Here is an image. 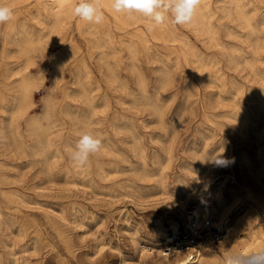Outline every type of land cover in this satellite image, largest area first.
Wrapping results in <instances>:
<instances>
[{"label":"rangeland","instance_id":"rangeland-1","mask_svg":"<svg viewBox=\"0 0 264 264\" xmlns=\"http://www.w3.org/2000/svg\"><path fill=\"white\" fill-rule=\"evenodd\" d=\"M17 1L5 0L16 17L0 25V264H157L156 254L145 252L141 259V249L152 252L160 244L157 221L167 229L185 222L174 210L184 184L209 174L231 197L243 181V157L255 171L264 170V0H201L193 23L169 22L152 31L142 15L116 18L101 5L99 25L74 15L55 25L45 0ZM26 39L38 42L34 58L22 51ZM24 74L34 80L32 104L13 121ZM30 120L47 131L43 152L29 131ZM82 121L100 134L103 147L89 167L78 169L69 154L86 128ZM245 205L232 210L230 222ZM195 206L190 198L187 207Z\"/></svg>","mask_w":264,"mask_h":264},{"label":"bare ground","instance_id":"bare-ground-1","mask_svg":"<svg viewBox=\"0 0 264 264\" xmlns=\"http://www.w3.org/2000/svg\"><path fill=\"white\" fill-rule=\"evenodd\" d=\"M8 1V0H7ZM10 1V0H9ZM23 1V0H22ZM224 1V0H223ZM234 1V0H233ZM13 2V1H12ZM11 2V3H12ZM16 2H18L16 0ZM97 2L99 3V5L103 6L106 10H108L109 12H111L116 18H121V15L120 14H116V13H113L111 11V7H110V4H111V0H97ZM10 3V4H11ZM15 3V2H14ZM77 3V0H49V1H42V4H44V10L45 12H47V14L49 15V18L50 20H54V23L55 25L58 24V23H61L65 20L66 17L70 16V15H73L72 14V8L74 6V4ZM255 3V2H253ZM237 4V3H236ZM249 5V4H248ZM255 5V4H254ZM33 6V5H32ZM256 6V5H255ZM237 8V6H236ZM247 8V7H246ZM256 8V7H255ZM228 9V8H227ZM226 9V11H227ZM25 10V9H24ZM41 10V9H40ZM39 10V11H40ZM225 10V9H224ZM238 10V8H237ZM26 11V10H25ZM200 10H198L199 12ZM225 11V12H226ZM235 12V11H234ZM233 12V13H234ZM252 13V12H251ZM249 14V13H248ZM230 15V14H229ZM16 17V16H15ZM44 18V17H43ZM198 18V17H197ZM205 18V17H204ZM208 18V17H207ZM33 19V18H32ZM35 19V18H34ZM196 19V18H195ZM37 20V18L35 19ZM40 20V19H39ZM115 20V19H114ZM117 20V19H116ZM228 20V19H227ZM79 22V21H78ZM202 22V21H201ZM43 24V22H41ZM52 23V22H51ZM50 23V24H51ZM64 23V22H63ZM117 23V22H116ZM14 24V22H13ZM47 25V24H46ZM91 25V24H90ZM171 25V24H170ZM205 26V25H204ZM246 26L247 23H246ZM264 26V25H263ZM15 27V26H14ZM40 27V26H39ZM58 27V26H57ZM172 27V26H171ZM206 27V26H205ZM215 27V26H214ZM8 28V27H7ZM24 28V26H23ZM22 28V30H23ZM52 28V27H51ZM54 28V27H53ZM86 28V27H85ZM204 28V27H203ZM207 28V27H206ZM205 28V29H206ZM9 29V28H8ZM33 29V28H32ZM88 29V27H87ZM156 29V28H155ZM30 30V29H29ZM36 30V29H35ZM53 30V29H52ZM56 30V29H55ZM154 30V29H153ZM170 30V29H169ZM215 30V29H214ZM104 31V30H103ZM172 31V30H171ZM213 31V30H212ZM211 31V32H212ZM217 32V31H216ZM25 33H28L25 31ZM38 33V32H37ZM88 33V31H87ZM251 33V31H250ZM51 34V33H50ZM156 34V33H155ZM19 35V34H18ZM38 35V34H37ZM213 35V34H212ZM215 35L217 36V34L215 33ZM55 36V35H54ZM58 36H59V33H58ZM38 37V36H36ZM147 37V36H146ZM179 37V36H178ZM143 38V37H142ZM154 38V37H153ZM218 38V37H216ZM58 39V38H57ZM109 39V37H108ZM174 39V37H173ZM61 40V39H60ZM65 40V39H64ZM85 40V39H84ZM257 40V39H256ZM9 41V40H8ZM179 41V40H178ZM217 41V39H216ZM11 42V41H10ZM63 42V41H62ZM143 42V41H142ZM149 42V40H148ZM173 42V41H172ZM185 42V41H184ZM86 43V42H85ZM170 44V43H169ZM42 45V44H41ZM70 45V43H69ZM187 45V44H186ZM224 45V44H223ZM37 46H38V42L34 41L33 39H26L24 45L22 46V51L29 55L30 58H34L36 53H37ZM188 46V45H187ZM68 47V46H67ZM127 47V46H126ZM41 48V47H40ZM70 48H71V45H70ZM150 48V47H149ZM260 48V47H259ZM69 49V48H68ZM73 49V48H72ZM45 50V49H44ZM59 50V49H58ZM103 50V49H102ZM188 50V49H187ZM58 52V51H57ZM77 52V51H76ZM8 53H9V50H8ZM67 53V52H65ZM172 53V52H171ZM12 54V53H11ZM129 54H131L129 52ZM176 54V53H175ZM178 54V53H177ZM10 55V54H9ZM60 55V54H58ZM64 55V54H63ZM68 55V54H67ZM71 54L69 53V56ZM106 55H107V52H106ZM132 55V54H131ZM135 55V54H134ZM174 55V54H173ZM191 55V54H190ZM39 56H40V53H39ZM155 56H158L157 54ZM160 56V55H159ZM189 56V55H188ZM13 57V56H12ZM161 57V56H160ZM169 57V55H168ZM178 57V56H177ZM182 57V56H181ZM63 58V57H62ZM70 58V57H69ZM72 58V57H71ZM98 58V57H97ZM4 59V58H3ZM68 59V58H67ZM133 59V58H132ZM166 59V58H165ZM178 59V58H177ZM115 60V59H114ZM134 60L135 57H134ZM158 60V58H157ZM101 61V60H100ZM156 61V60H155ZM161 61V60H160ZM163 61V60H162ZM161 61V63H162ZM5 62V61H4ZM98 63V62H97ZM132 63V62H131ZM139 63V62H137ZM159 63V62H158ZM174 63V62H173ZM104 64V63H103ZM134 64V63H133ZM146 64V63H145ZM172 64V63H171ZM208 64V63H207ZM4 65V64H3ZM132 65V64H131ZM75 66V65H74ZM111 66V65H110ZM109 66V67H110ZM134 66V65H133ZM137 66V65H136ZM177 66V64H176ZM176 66H173V67H176ZM146 67V65H145ZM187 67V66H186ZM2 68V67H1ZM18 68V67H17ZM60 68V65L59 63L56 64V69L58 70ZM72 68V67H71ZM75 68V67H74ZM79 68V67H78ZM100 68V67H98ZM126 68V66H125ZM134 68V67H133ZM251 68V67H250ZM137 69V68H136ZM158 69V68H157ZM169 69V68H168ZM167 69V70H168ZM183 69V68H182ZM253 69V68H252ZM75 70V69H74ZM100 70V69H99ZM110 70V69H109ZM132 70V68H131ZM138 70V69H137ZM136 70V71H137ZM165 70V69H164ZM163 70V71H164ZM193 70V69H192ZM3 71V70H2ZM9 71V70H8ZM15 71V70H14ZM114 71V70H113ZM156 71V70H155ZM170 71V70H168ZM168 71H165L168 72ZM1 73V72H0ZM3 73V72H2ZM85 73V72H84ZM90 73V72H88ZM158 73V72H156ZM163 73V72H162ZM11 74V73H10ZM73 74V73H72ZM112 73H110V76H111ZM116 74V73H115ZM142 74V73H140ZM170 74V73H169ZM3 75V74H2ZM78 75V74H77ZM129 75V74H128ZM139 73H137V77H138ZM161 75V74H160ZM166 75V74H165ZM164 75V76H165ZM176 75V74H175ZM18 76V75H17ZM39 76V74H38ZM104 76V75H103ZM107 76V75H106ZM145 76V75H144ZM163 76V77H164ZM168 76V75H167ZM170 76V75H169ZM3 77V76H2ZM11 77V76H10ZM112 77V76H111ZM136 77V76H135ZM74 78V77H73ZM76 78V77H75ZM108 78V76H107ZM114 78V77H113ZM179 78V77H178ZM4 79V77H3ZM9 79V78H8ZM53 79V78H52ZM116 82V79L117 78H114ZM143 79V78H142ZM160 79V78H159ZM158 79V80H159ZM169 79V78H168ZM171 79V78H170ZM177 79V78H176ZM63 80V79H62ZM83 80H86L83 78ZM110 80V79H109ZM137 80V79H136ZM141 78L137 81H140ZM146 80V78H145ZM165 80V79H164ZM1 81V80H0ZM3 81V80H2ZM61 81V80H60ZM113 81V79H112ZM111 81V82H112ZM118 81V80H117ZM142 81V80H141ZM140 81V82H141ZM163 81V80H162ZM179 81V80H178ZM36 82V81H35ZM74 82V81H73ZM108 82V80H107ZM146 82V81H144ZM160 82V80H159ZM119 83V82H118ZM139 83V82H137ZM79 84V83H77ZM113 84V82H112ZM165 84V83H164ZM179 84V83H178ZM73 85V84H72ZM82 85V84H81ZM89 85V83H88ZM95 85V84H94ZM136 85V84H135ZM143 85H145V83H143ZM236 85V84H235ZM112 86V85H111ZM142 86V84H141ZM163 86V85H162ZM164 86H167V85H164ZM179 86V85H178ZM185 86V85H184ZM188 86V85H187ZM224 86V85H223ZM226 86V85H225ZM264 86V85H263ZM5 87V86H4ZM3 87V88H4ZM35 87V84H34V80L32 77H30L28 74H24L22 76V79L20 80V83H19V86L17 87L16 89V107L12 113V120L15 121V119H17L19 116L23 115L29 106H31L32 104V98H33V89ZM74 87V86H73ZM80 87V85H79ZM88 87V86H86ZM85 87V88H86ZM93 87V86H92ZM114 87V86H113ZM116 87V86H115ZM172 87V86H170ZM170 87H167L168 89ZM96 88V87H95ZM125 88V87H123ZM145 88V87H143ZM147 88V87H146ZM166 88V87H165ZM163 88V89H165ZM180 88V87H179ZM184 88V87H183ZM186 88V87H185ZM184 88V89H185ZM217 88H219V86H217ZM220 88H223L222 86ZM226 88V87H225ZM237 88V87H236ZM250 88V87H249ZM80 89V88H79ZM92 88H90L91 90ZM141 89V88H140ZM158 89V87H157ZM177 89V88H175ZM181 89V88H180ZM9 90V89H8ZM7 90V91H8ZM96 90V89H94ZM142 90V89H141ZM236 90V89H234ZM67 91H70V90H67ZM66 91V92H67ZM81 91V90H80ZM87 91V90H86ZM93 90H91L90 92H92ZM124 91V90H123ZM125 91L129 92L128 90H126L125 88ZM165 91L167 90H164V93ZM189 91V90H188ZM217 91V90H216ZM263 91V90H262ZM65 92V94H66ZM143 92V91H142ZM186 92V91H185ZM221 92V91H220ZM81 93V92H80ZM85 93V92H84ZM124 93V92H123ZM146 92H144L145 94ZM154 93V92H153ZM163 93V92H162ZM160 92V94H162ZM189 93V92H188ZM231 93V92H230ZM258 93V92H257ZM262 93V92H261ZM9 94V93H8ZM91 94V93H90ZM131 94V91L129 92V95ZM183 94V92H182ZM187 95V93H185ZM256 94V92H255ZM260 94V93H259ZM13 95V94H12ZM84 95V94H83ZM127 95V94H126ZM132 95V94H131ZM148 95V94H147ZM146 95V96H147ZM154 95V94H153ZM207 95V94H206ZM218 95V94H217ZM258 95V94H256ZM7 96V95H6ZM5 96V97H6ZM89 96V95H88ZM157 96V95H156ZM154 96V97H156ZM184 96V95H183ZM225 96H226V93H225ZM85 97V96H84ZM90 97V96H89ZM131 97V96H129ZM139 97V96H138ZM171 97V96H170ZM178 97V96H177ZM188 97V96H187ZM221 97V96H220ZM231 97V96H230ZM237 97V96H236ZM260 97V96H259ZM262 97V96H261ZM70 98V97H68ZM81 98V96L79 97ZM88 98V97H87ZM86 98V99H87ZM92 98V97H91ZM140 98V97H139ZM149 98V97H148ZM169 98V97H168ZM216 98V97H214ZM229 98V97H228ZM258 98V97H257ZM0 99H1V102H3V99H4V95L2 94V92H0ZM78 98H76L77 100ZM141 99V98H140ZM147 99V97H146ZM155 99V98H154ZM157 99V97H156ZM218 99H220L218 97ZM227 99V98H226ZM240 99V98H239ZM261 99V98H260ZM70 100V99H69ZM96 100V99H95ZM166 100V99H165ZM169 100V99H168ZM206 100V99H205ZM211 100V99H210ZM221 100V99H220ZM223 100V99H222ZM229 100V99H228ZM254 100V99H253ZM86 101V100H85ZM130 101V100H129ZM137 101V100H136ZM164 101V100H163ZM255 101V100H254ZM260 101V100H259ZM94 102V101H93ZM108 102V101H107ZM144 102V101H143ZM148 102V100H147ZM186 102V101H185ZM210 102V101H209ZM231 102V99L229 101V103ZM252 102V101H251ZM264 102V101H263ZM87 103V102H86ZM128 103V102H127ZM130 103V102H129ZM150 103V102H149ZM156 103V101H155ZM159 103V102H157ZM162 103V102H161ZM171 103V102H170ZM238 103V102H237ZM254 103V102H253ZM259 103V102H258ZM262 103V101H261ZM49 104V103H48ZM71 104V102H70ZM85 104V103H84ZM107 104V103H106ZM142 105V103H140ZM144 104V103H143ZM153 104V103H152ZM151 104V105H152ZM169 104V103H168ZM240 104V103H238ZM257 104V103H256ZM73 105V104H72ZM98 105V104H97ZM159 105V104H158ZM170 105V104H169ZM205 105V104H204ZM217 105V104H216ZM228 105V104H227ZM234 105V104H232ZM252 105V104H251ZM250 105V106H251ZM92 106V104H91ZM138 106V105H137ZM165 106V105H164ZM190 106V104H189ZM193 106V104H192ZM202 106V105H201ZM260 106H262V104H260ZM263 106H264V103H263ZM11 107V106H10ZM80 107V106H79ZM145 107V106H143ZM147 107V105H146ZM150 107V105H149ZM152 107V106H151ZM155 107V106H154ZM161 107V106H160ZM185 107V106H184ZM235 107H236V104H235ZM259 107V106H258ZM257 107V108H258ZM49 108V107H48ZM64 108V107H63ZM69 108V107H68ZM92 108V107H91ZM98 107L96 106V109ZM131 108V107H130ZM181 108V107H179ZM191 108V107H190ZM227 108V106H226ZM245 108V107H244ZM256 108V109H257ZM71 109V108H70ZM77 109V108H76ZM94 109V107H93ZM135 109H136V106H135ZM144 109V108H143ZM149 109V108H148ZM158 109V107H157ZM156 109V110H157ZM215 109V108H214ZM259 109V108H258ZM10 110V109H9ZM7 110V111H9ZM66 110V109H65ZM90 110V109H89ZM92 110V109H91ZM90 110V112H91ZM138 110H140L138 108ZM150 110V109H149ZM159 110V109H158ZM161 110V109H160ZM163 110V109H162ZM227 110V109H226ZM237 110V109H235ZM50 111V110H49ZM93 111V110H92ZM95 111V110H94ZM137 111V110H135ZM146 111V110H145ZM155 111V110H154ZM167 111V110H166ZM185 111V108L184 110L182 111V114L184 113ZM253 111V110H252ZM261 111V110H260ZM46 112V111H45ZM54 112V111H53ZM72 112V110H71ZM144 112V111H143ZM259 112V111H258ZM151 114V111L149 112ZM156 113V112H155ZM158 113V112H157ZM193 113V112H192ZM242 113V111H241ZM239 113V114H241ZM250 113V112H249ZM96 114V113H95ZM161 114V113H160ZM164 114H165V111H164ZM181 114V115H182ZM190 114V113H189ZM199 114V113H198ZM209 114V113H207ZM216 114V113H215ZM232 114V113H231ZM259 114H264V112H259ZM18 115V117L16 118L15 116ZM155 115V114H154ZM177 115V114H176ZM180 115V117H181ZM191 115V114H190ZM235 115V113H234ZM253 115V114H252ZM258 115V114H257ZM48 116V115H47ZM68 116V115H67ZM79 116V115H78ZM91 116V115H90ZM161 116V115H160ZM194 117V115H192ZM212 116V114H211ZM240 116V115H239ZM247 116V115H246ZM71 117V116H70ZM73 117V116H72ZM152 117V116H150ZM164 117V116H163ZM179 117V116H178ZM94 118V117H93ZM158 117L156 116V119ZM175 118V117H174ZM227 118V115L226 117ZM224 118V119H225ZM233 118V117H232ZM239 118V117H238ZM258 118V117H257ZM264 118V116H263ZM262 118V119H263ZM45 119V118H44ZM47 119V117H46ZM45 119V120H46ZM49 119V117H48ZM82 119V118H81ZM124 119V118H122ZM121 119V120H122ZM162 119V118H161ZM177 121V118H175ZM181 119V118H180ZM184 119V117H183ZM187 119V118H186ZM208 119V118H206ZM245 119V118H244ZM243 119V120H244ZM44 120V121H45ZM75 120V119H74ZM86 120V119H84ZM160 120V118H159ZM173 120V119H172ZM171 120V121H172ZM210 120V119H209ZM217 120V119H216ZM228 120V119H226ZM234 120V119H233ZM250 120V119H249ZM248 120V121H249ZM39 121V120H38ZM51 121V120H50ZM96 121V119H95ZM152 121V120H151ZM154 121V120H153ZM184 121V120H183ZM186 121V120H185ZM208 121V120H207ZM236 120H234V123H235ZM246 121V119H245ZM264 121V120H263ZM62 122V120H61ZM97 122V121H96ZM123 122V121H122ZM141 122V121H140ZM162 122V121H160ZM180 122V121H178ZM188 122V121H186ZM229 122V120H228ZM255 122V121H254ZM12 123V122H11ZM10 123V125H11ZM42 123V122H41ZM49 123V122H48ZM54 123V122H52ZM58 123V122H57ZM83 123V121H82ZM86 123V122H84ZM83 123V126L86 127V125H84ZM114 123V122H113ZM156 120H155V124H156ZM163 123V122H162ZM173 123V122H172ZM182 123V122H181ZM180 123V124H181ZM220 123V122H219ZM242 123V122H241ZM252 123V122H251ZM261 123V122H260ZM55 124V123H54ZM130 124V123H129ZM154 124V126H155ZM160 124V123H159ZM157 124V125H159ZM178 124V123H177ZM65 125V124H64ZM76 125V123H75ZM91 125V124H90ZM94 125V124H93ZM91 125V126H93ZM131 125V124H130ZM152 125V124H151ZM162 125V124H161ZM166 125V124H165ZM164 125V126H165ZM176 125V123H175ZM179 125V124H178ZM199 125V124H198ZM241 125V124H240ZM244 125V124H243ZM262 125V124H261ZM264 125V124H263ZM262 125V127H264ZM13 126V124H12ZM54 126V125H53ZM89 126V125H88ZM86 127L88 129H90L89 127ZM222 126V125H221ZM231 126V125H229ZM50 127V126H49ZM61 127V126H60ZM78 127V126H77ZM132 127V125H131ZM180 127V125H179ZM182 127V126H181ZM220 127V126H219ZM228 127V126H227ZM10 128V127H9ZM15 128H16V125H15ZM44 128V127H43ZM42 127H41V124H39L38 122H34V121H29V131L30 133L32 132L36 137H35V140L37 139V141L35 143H37V146L39 148V150H41L43 152L44 150V145H45V140H46V134H47V131L44 130ZM48 128V127H47ZM92 128V127H91ZM111 128V127H110ZM162 128V127H160ZM173 128V127H172ZM186 128V127H185ZM183 128V129H185ZM231 128V127H230ZM233 128V127H232ZM240 128V126H239ZM7 129V128H6ZM50 129V128H48ZM114 129V128H113ZM122 129V128H121ZM163 129V128H162ZM234 129V128H233ZM262 129V128H261ZM77 130V129H76ZM177 130H178V127H177ZM182 130V129H180ZM179 130V131H180ZM241 130V128H240ZM244 130V129H243ZM49 131V130H48ZM50 131L52 132V130L50 129ZM96 131V130H95ZM118 131V130H117ZM123 131V130H122ZM127 131V130H126ZM176 131V130H175ZM245 131V130H244ZM262 131V130H260ZM97 132V131H96ZM100 132V131H99ZM115 132V131H114ZM124 132V131H123ZM122 132V133H123ZM131 131L129 130V133ZM167 132V131H166ZM170 132V130L168 131ZM247 132V130L245 131ZM256 133V130L254 131ZM258 132V131H257ZM56 133V132H55ZM134 133V132H133ZM178 133V131H177ZM181 133V132H180ZM179 133V134H180ZM227 133V131H226ZM231 133V132H230ZM259 133V132H258ZM260 133H263V132H260ZM11 134V133H10ZM15 134V133H14ZM19 134V133H17ZM27 134V133H26ZM116 134V133H115ZM118 134V133H117ZM167 134V133H166ZM165 134V136H166ZM229 134V133H228ZM244 134V133H243ZM240 133V135H243ZM133 135V134H132ZM247 135V134H246ZM263 135V134H262ZM261 135V136H262ZM12 136V135H11ZM14 136V135H13ZM109 136V135H108ZM107 136V137H108ZM136 136V134L134 135ZM156 136V135H155ZM164 136V137H165ZM177 136V134H176ZM249 137V135H247ZM255 136V135H254ZM58 137V136H57ZM133 137V136H132ZM141 137V136H140ZM157 137V136H156ZM242 137V136H241ZM245 136H243L244 138ZM12 138V137H10ZM50 138V137H49ZM135 138V137H134ZM132 138V140L134 139ZM142 138V137H141ZM145 138V137H144ZM177 138V137H176ZM256 138V137H255ZM260 138V137H259ZM14 139V137H13ZM103 139V138H102ZM122 139V138H121ZM136 140V139H135ZM164 140V139H163ZM246 140V139H244ZM249 140V139H248ZM51 141V140H49ZM47 141V143L50 145V142ZM123 141V140H122ZM137 141V140H136ZM136 141L134 142V144L136 143ZM139 141V140H138ZM159 141V140H158ZM257 141V140H256ZM255 141V142H256ZM124 142V141H123ZM127 142V141H126ZM125 142V143H126ZM159 142H162L159 141ZM167 142V141H166ZM169 142V141H168ZM172 142V141H171ZM228 142V141H227ZM240 142V141H239ZM254 142V141H253ZM46 143V144H47ZM124 143V144H125ZM139 143V142H138ZM250 143V142H249ZM257 143V142H256ZM261 143V142H260ZM16 144V142H15ZM14 144V147L17 146ZM32 144V143H31ZM30 144V145H31ZM164 144V143H163ZM169 144V143H168ZM167 144V145H168ZM224 144V143H223ZM222 144V145H223ZM264 144V143H263ZM36 145V144H35ZM138 145V144H135V146ZM257 145V144H256ZM262 145V144H261ZM52 146H53V143H52ZM140 146V145H139ZM20 147V146H19ZM134 147V145H133ZM143 147V146H142ZM260 147V146H259ZM259 147H256L259 148ZM18 148V146L16 147ZM21 148V147H20ZM49 148V146H48ZM111 148V147H110ZM130 148V147H129ZM136 148V147H134ZM133 148V149H134ZM138 148V147H137ZM171 148V147H170ZM29 149V148H28ZM52 149V148H51ZM112 149V148H111ZM17 150V149H16ZM21 150V149H20ZM48 150V149H47ZM72 150V149H71ZM137 150V149H136ZM224 150V149H222ZM259 150V149H258ZM257 150V151H258ZM46 151V150H45ZM139 151V150H138ZM170 152H172L171 150H169ZM106 152H107V149H106ZM216 152V150H215ZM231 152V151H230ZM31 153V152H30ZM33 153V152H32ZM51 153V152H50ZM222 153V152H221ZM259 153V151H258ZM258 153H257V157L258 156ZM37 154V153H36ZM69 154V153H68ZM101 154V153H100ZM106 154V153H105ZM136 154H139L140 155V152L136 153ZM145 154V153H144ZM206 154V152H205ZM215 154V153H214ZM32 155V154H31ZM41 155V154H40ZM70 155V154H69ZM171 155V153H170ZM201 155V154H200ZM230 155V154H229ZM60 156V155H59ZM103 157V154L101 155ZM143 155H141L142 157ZM204 156V155H203ZM202 156V157H203ZM210 156V155H209ZM208 156V157H209ZM41 157H43L41 155ZM138 157V156H137ZM140 157V156H139ZM169 157V156H168ZM171 158L173 157L172 155L170 156ZM32 158V157H31ZM45 158V157H43ZM61 158V157H60ZM145 158V156H144ZM201 158V157H200ZM222 158V156H221ZM61 159H64V158H61ZM142 159V158H141ZM208 159V158H207ZM217 159V158H216ZM223 159V158H222ZM52 160V159H51ZM144 160V159H143ZM195 160V159H194ZM197 160H200L199 158ZM202 160V159H201ZM209 160V159H208ZM259 160V158H258ZM47 161V160H46ZM205 161V160H204ZM260 161V160H259ZM43 162V161H41ZM141 162V160H140ZM242 162L245 163V167L242 166V164L240 163V167L241 168H244L242 169V172H243V176H242V182L241 183H237V191L238 192H235L233 191L231 193V197H225L222 189L216 184V176L214 177H207V175L209 174H206V176L203 174L199 175L194 181H192V184H184L183 185V189H182V192L183 193H180L179 191H177V197L176 198V202H175V207H174V210L176 211V213L181 216L183 219L187 220V213H188V210L190 208L187 207V202L188 200H190V198H193L196 202V206L193 208L195 211V214L196 215H199V216H203L205 218H210V217H213L216 222H220V223H224L225 221H227V219H229V214L232 212V210L236 207H238L241 203L244 202V204L246 203L245 206H242L240 212H238L235 216H234V219H231V222H230V225H229V229H228V233L225 237V239L217 244V245H209L207 246L206 248H204L203 250H201L200 252V255H199V259L196 260V261H189L188 258L180 253V252H176V251H168L167 247L168 245L172 242V237L171 235L172 234H175V233H178L180 231V225L178 226L177 222H174L172 227L170 229H167L165 228L161 223H158L157 221V225H156V228H155V231H156V234L159 238V242L160 244L154 248V249H151L152 252H149V249H147L146 247L142 248L141 249V252H142V255L140 256L141 259L144 258V255H145V252H148L149 254H156L158 256V260H157V264H225V257L227 255H229L230 253L232 254H235L237 252H247V251H257V250H260V249H264V170H262L261 167L263 166H259L260 169L258 170H254L253 167L248 163L247 161V158L246 157H243L242 158ZM37 163V162H35ZM52 163V162H51ZM201 163V162H200ZM202 163H205V162H202ZM207 163V162H206ZM212 163V161H211ZM40 164V163H39ZM50 164V162H49ZM102 164V163H101ZM209 165V163H207ZM57 165V164H56ZM72 165V164H71ZM70 165V166H71ZM106 165V164H105ZM58 166V165H57ZM133 166V165H132ZM205 166L207 167V165L205 164ZM204 166V167H205ZM210 166V169H211V165ZM89 167V166H87ZM108 167V166H107ZM116 167V166H115ZM214 167V166H213ZM48 168V167H47ZM46 168V169H47ZM55 168V167H54ZM66 168H68L66 166ZM186 168V167H185ZM188 168V167H187ZM186 168V169H187ZM190 168V166H189ZM188 168V169H189ZM209 168V167H207ZM43 169V168H42ZM142 169V167H141ZM192 169V168H191ZM206 169V168H205ZM190 170V169H189ZM188 171V170H187ZM191 171V170H190ZM189 171V172H190ZM193 171V169H192ZM204 171V170H203ZM207 171V170H206ZM209 171V170H208ZM210 172V175L212 174L211 172L212 171H209ZM215 172V170H214ZM240 172V170H239ZM66 173V171H65ZM68 173V171H67ZM81 173V172H80ZM139 173V171H138ZM152 173V172H151ZM43 174V172H42ZM47 173H45L46 175ZM69 174V173H68ZM77 174V173H76ZM153 174V173H152ZM189 174V173H188ZM191 174V173H190ZM195 174V173H194ZM198 174V172H197ZM74 175V174H73ZM99 176V175H98ZM97 176V177H98ZM191 176V175H189ZM48 177V176H47ZM72 177V176H70ZM139 177V175H138ZM150 177H152L150 175ZM194 177V176H193ZM227 177V176H226ZM67 177H65L66 179ZM145 178V177H144ZM232 178V177H231ZM234 179V178H233ZM179 180V179H178ZM232 180V179H231ZM219 183V181H218ZM220 184V183H219ZM234 185V183H233ZM167 190V189H166ZM176 193V192H175ZM174 193V194H175ZM145 194V193H144ZM10 197V196H9ZM45 207V206H44ZM49 207V206H48ZM60 208V207H59ZM41 209V208H40ZM173 209V208H172ZM54 210V209H53ZM56 210V209H55ZM56 212V211H55ZM65 213V211H64ZM123 213V211H122ZM127 213V211H126ZM63 216V215H62ZM60 218V217H59ZM63 218V217H62ZM184 220V221H185ZM67 221V220H66ZM156 222V221H155ZM156 224V223H155ZM24 227V226H23ZM169 232H171V234H168ZM243 234H247L248 237L247 238H242V235ZM40 235V234H39ZM241 239V240H240ZM35 240V239H34ZM44 245V243H43ZM37 246V245H36ZM70 247V246H69ZM71 249V248H70ZM40 250V249H39ZM74 256V255H73Z\"/></svg>","mask_w":264,"mask_h":264},{"label":"clouds","instance_id":"clouds-1","mask_svg":"<svg viewBox=\"0 0 264 264\" xmlns=\"http://www.w3.org/2000/svg\"><path fill=\"white\" fill-rule=\"evenodd\" d=\"M201 0H111V11L135 19L140 14L148 21V30L167 23L185 26L193 23ZM72 14L88 24L99 25L104 20V12L97 0H79L72 8ZM15 19V9L5 0H0V25ZM75 147L69 159L74 167L83 169L89 165L90 157L102 150L99 133L84 128L78 134ZM224 161L218 160L217 163ZM225 264H264V249L257 251L230 253Z\"/></svg>","mask_w":264,"mask_h":264},{"label":"built area","instance_id":"built-area-1","mask_svg":"<svg viewBox=\"0 0 264 264\" xmlns=\"http://www.w3.org/2000/svg\"><path fill=\"white\" fill-rule=\"evenodd\" d=\"M194 211L193 208L188 210L187 220L181 225L178 233L171 235L172 242L167 247L168 251L184 254L189 261L198 260L201 250L207 246L221 243L230 225V218L220 223L213 217L196 215Z\"/></svg>","mask_w":264,"mask_h":264}]
</instances>
